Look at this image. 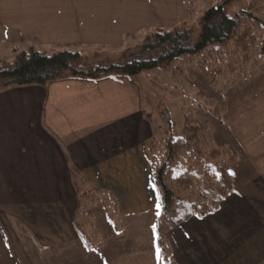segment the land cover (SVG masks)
<instances>
[{"label":"crops","instance_id":"obj_1","mask_svg":"<svg viewBox=\"0 0 264 264\" xmlns=\"http://www.w3.org/2000/svg\"><path fill=\"white\" fill-rule=\"evenodd\" d=\"M131 1L0 0V66L28 49L88 57L121 47L160 8L150 6L153 0ZM135 77L0 90V264H65L66 245L81 249L71 219L77 189L116 201V224L96 219L108 233L104 241L119 243L121 254L104 264H164L153 230L159 199L145 153L155 131ZM257 186H235L214 214L172 229L174 263L264 264V187ZM127 242L131 251L123 254Z\"/></svg>","mask_w":264,"mask_h":264},{"label":"rangeland","instance_id":"obj_2","mask_svg":"<svg viewBox=\"0 0 264 264\" xmlns=\"http://www.w3.org/2000/svg\"><path fill=\"white\" fill-rule=\"evenodd\" d=\"M222 2L223 0H153L149 3L150 6L156 5L160 8L159 12L144 17L149 26L129 35L122 41L121 47L108 48L98 55L118 60L125 51L141 44L144 38L156 29L170 30L174 26L186 25L196 36L203 14ZM129 3L130 6L133 5L131 0ZM48 7L51 14L54 7L51 4ZM225 10L229 17L241 14L242 18L240 29L231 43L209 48L203 55L189 62L178 61L165 71L144 72L134 78L145 96L144 101L150 107L149 111L146 107V116L151 121L155 134L147 149L152 148L151 156L155 159L164 156V143L167 138L174 141L181 137L184 117L188 116L193 128L204 129H198L196 138L179 154L172 175L185 173L182 177H187L184 196L199 203V206L205 207L204 204L208 203V199L214 196L217 190L225 194L211 214H214L220 204L232 194L235 186L255 181L258 186L262 183L264 187V35L261 27V20L264 19V0H238L228 5ZM81 12L82 10L80 14ZM90 33L92 37L91 30ZM72 34L71 31L70 36ZM54 51L56 48L46 49L47 55H52ZM82 54L87 56L85 52ZM98 60L94 55L88 56V63ZM1 85L0 83V89ZM213 153H217L218 157L214 156L213 159ZM221 173L229 177L230 189L221 183ZM94 194L91 195L96 200L92 202L94 205L91 211L87 212L92 216L90 229L87 230L88 245L82 242L81 249L75 244L66 245L61 259L65 264H102L121 255L115 250L119 243L104 241L103 235L108 233L96 223V219L101 220L104 217L112 222L115 220L116 224L120 216L118 210L108 209L110 204L116 208V201L113 197L103 196L99 191ZM262 194L264 196V193ZM96 206H101L104 210L94 209ZM73 217L74 208L72 224ZM154 224L155 221L153 226ZM175 227L170 228L165 235L171 264L176 263L172 256L169 235ZM140 236L143 237L142 234L138 237ZM78 238L80 239L79 236ZM131 244L127 242L121 245L123 254L131 251ZM146 245L148 242L142 246ZM139 250L140 245L135 246L134 251ZM100 252L104 255L99 254ZM31 259L34 261V258Z\"/></svg>","mask_w":264,"mask_h":264},{"label":"trees","instance_id":"obj_3","mask_svg":"<svg viewBox=\"0 0 264 264\" xmlns=\"http://www.w3.org/2000/svg\"><path fill=\"white\" fill-rule=\"evenodd\" d=\"M236 1L238 0H223L217 7L206 11L200 20L199 32L196 36L186 25L170 30L157 29L147 35L141 44L125 51L118 60L102 58L96 54L94 58H98V62L88 63V57L74 51H61L47 55L34 49H28L17 54L12 63H4L0 66V83L2 84L0 90L8 87H42L51 82L70 79L86 81H98L108 77L131 79L144 72L165 71L178 61L189 62L203 55L209 48L226 46L234 40L241 26V14L229 17L225 9ZM261 21L264 35V19ZM192 125L188 116L184 117L181 137L174 141L170 138L165 140L162 158L155 159L150 154L152 148L147 149L148 146L145 148L152 181L159 199L154 234L156 248L159 249V256L164 264H171L165 242L166 232L192 217L202 218L211 214L225 196L217 190L214 196L208 199V203L204 204L205 207L199 206V203L192 202L184 196L183 190L187 177H182L185 173L172 175L179 154L184 152L191 141L196 138L198 129L204 131L203 128L196 129ZM212 156L214 159V156L218 157V154L213 153ZM220 179L221 183L230 189L227 174L221 173ZM94 193L76 190L77 200L74 207L73 226L81 241L86 245L89 241L87 230L90 229L89 223L92 222L91 213L89 215L87 212L91 211L94 205L92 202L96 200L91 195ZM110 205L108 206L109 211L116 209Z\"/></svg>","mask_w":264,"mask_h":264},{"label":"snow or ice","instance_id":"obj_4","mask_svg":"<svg viewBox=\"0 0 264 264\" xmlns=\"http://www.w3.org/2000/svg\"><path fill=\"white\" fill-rule=\"evenodd\" d=\"M230 174H232V173L230 172ZM157 207L159 208V205ZM153 227H155V226H153ZM157 255L159 256V249L158 248H157Z\"/></svg>","mask_w":264,"mask_h":264}]
</instances>
